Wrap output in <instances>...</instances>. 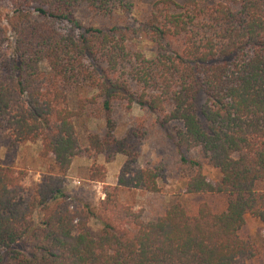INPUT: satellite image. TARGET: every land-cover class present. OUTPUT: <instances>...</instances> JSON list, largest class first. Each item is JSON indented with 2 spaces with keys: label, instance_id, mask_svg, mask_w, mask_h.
Returning <instances> with one entry per match:
<instances>
[{
  "label": "trees",
  "instance_id": "obj_1",
  "mask_svg": "<svg viewBox=\"0 0 264 264\" xmlns=\"http://www.w3.org/2000/svg\"><path fill=\"white\" fill-rule=\"evenodd\" d=\"M143 1L137 20L134 0H0V140L11 158L0 161V264H264V238L261 248L242 234L247 216L264 231V0ZM122 105H138L195 170L184 193L224 198L222 209L190 213L179 200L147 220L120 200L123 187L159 193L165 177L163 165L137 167L146 121L120 135ZM93 119L104 129L83 143ZM36 142L54 165L28 182L13 154ZM119 154L118 184L98 205L68 191L75 159ZM106 177L91 167L90 181Z\"/></svg>",
  "mask_w": 264,
  "mask_h": 264
},
{
  "label": "rangeland",
  "instance_id": "obj_2",
  "mask_svg": "<svg viewBox=\"0 0 264 264\" xmlns=\"http://www.w3.org/2000/svg\"><path fill=\"white\" fill-rule=\"evenodd\" d=\"M134 1L136 11L133 14V18L140 20L143 18L148 5L143 0ZM140 45L146 51L151 48V44L145 40H141ZM116 111V119L119 124L118 133L120 135L124 134L134 121H146V127L143 128L145 138L141 143V155L136 162L137 167L151 164L154 166L163 165L165 168V177L161 182V191L159 193L153 194L147 191L123 187L120 189V200L124 204L133 207L135 210H143L147 220L153 219L166 206L179 200L183 202L190 213H195L198 205L202 202H209L216 209L224 207L225 199L219 196L187 195L184 193L185 184L194 175L195 170L180 161L171 142L172 140L168 137L167 133L154 125L152 118H148L138 105L133 106L130 112L126 110L124 105L116 106ZM104 126L103 121L96 119H93L87 126H80L79 132L83 143L87 142L89 131H102ZM41 150V142L25 143L13 154L14 166L29 173L28 182L30 180L40 181L41 176L49 173L54 165L51 158L43 159L40 157ZM6 152L7 148L4 141L0 140V161L11 162V158H8ZM188 157L195 160L198 159L195 153L189 154ZM126 161L127 158L120 154L111 162H107L102 155L97 156L95 159H75L68 174V191L71 193L87 191L90 196L89 198L92 199L95 205H98V202L105 198V187H113L118 184L121 170ZM198 161L203 166L204 174L210 180L217 181L220 179L221 175L218 170L205 161L199 159ZM94 164L106 167L107 177L105 183L89 180L91 167ZM41 218L42 214L36 213V221H40ZM90 226L96 231L100 228V223L96 219H92ZM242 234L251 237L257 245L263 248L264 231L257 219L247 216ZM260 262H263V260Z\"/></svg>",
  "mask_w": 264,
  "mask_h": 264
}]
</instances>
